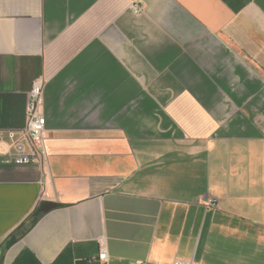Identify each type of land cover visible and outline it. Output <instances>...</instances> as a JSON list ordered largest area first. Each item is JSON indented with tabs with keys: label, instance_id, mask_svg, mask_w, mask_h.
Returning a JSON list of instances; mask_svg holds the SVG:
<instances>
[{
	"label": "crops",
	"instance_id": "1",
	"mask_svg": "<svg viewBox=\"0 0 264 264\" xmlns=\"http://www.w3.org/2000/svg\"><path fill=\"white\" fill-rule=\"evenodd\" d=\"M38 80L0 264H264V0H0V132Z\"/></svg>",
	"mask_w": 264,
	"mask_h": 264
},
{
	"label": "built area",
	"instance_id": "2",
	"mask_svg": "<svg viewBox=\"0 0 264 264\" xmlns=\"http://www.w3.org/2000/svg\"><path fill=\"white\" fill-rule=\"evenodd\" d=\"M135 11H139L135 8ZM45 82L36 81L29 93L27 100V124L18 131L0 132V144L8 147L3 163L17 166L44 165L47 163L45 138L47 121L43 112ZM210 209L216 208L215 202H209ZM90 264H111L106 251L89 261ZM134 264H149L138 262ZM175 264H192L175 262Z\"/></svg>",
	"mask_w": 264,
	"mask_h": 264
},
{
	"label": "trees",
	"instance_id": "3",
	"mask_svg": "<svg viewBox=\"0 0 264 264\" xmlns=\"http://www.w3.org/2000/svg\"><path fill=\"white\" fill-rule=\"evenodd\" d=\"M56 207H58V205L52 204L50 205L49 209H54ZM13 243H14V240L12 238L11 239L9 238V240L7 241V247H10Z\"/></svg>",
	"mask_w": 264,
	"mask_h": 264
}]
</instances>
